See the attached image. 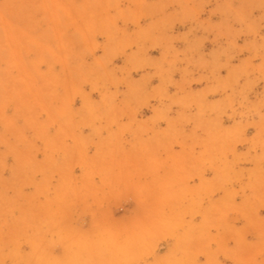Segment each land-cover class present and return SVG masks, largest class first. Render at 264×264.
Listing matches in <instances>:
<instances>
[{
  "label": "rangeland",
  "instance_id": "374dc122",
  "mask_svg": "<svg viewBox=\"0 0 264 264\" xmlns=\"http://www.w3.org/2000/svg\"><path fill=\"white\" fill-rule=\"evenodd\" d=\"M0 264H264V0H0Z\"/></svg>",
  "mask_w": 264,
  "mask_h": 264
}]
</instances>
